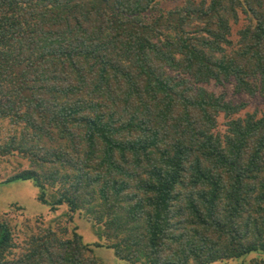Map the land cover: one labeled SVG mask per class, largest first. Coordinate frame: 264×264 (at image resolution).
Here are the masks:
<instances>
[{"label":"trees","instance_id":"1","mask_svg":"<svg viewBox=\"0 0 264 264\" xmlns=\"http://www.w3.org/2000/svg\"><path fill=\"white\" fill-rule=\"evenodd\" d=\"M256 95L264 0H0V120L16 128L0 154L28 161L6 182L92 214L98 234L50 223L15 252L0 220V264H105L99 247L128 264H264Z\"/></svg>","mask_w":264,"mask_h":264},{"label":"rangeland","instance_id":"2","mask_svg":"<svg viewBox=\"0 0 264 264\" xmlns=\"http://www.w3.org/2000/svg\"><path fill=\"white\" fill-rule=\"evenodd\" d=\"M184 0H161V6L164 8L174 7L182 3ZM242 25H234V33ZM206 87L209 90L221 92L222 86H216L214 82L208 83ZM228 96H233V85L229 83L225 86ZM245 97V96H243ZM256 107L264 108V96L256 95L250 100L247 110L253 111ZM246 112V110L243 111ZM10 120H0V142L7 140L8 134L15 130ZM226 129V119L223 116L219 118L218 130ZM28 166V161L21 155L13 153L8 156L0 154V220H7L14 227L15 232V252H19L25 248L28 235L39 232L48 225H53L55 229L68 227L69 233L75 228L85 241L95 242L98 240L97 228L95 226L93 216L86 211L69 212L66 205L59 208H51L38 200V188L34 186L30 180H14L6 182V180ZM52 191V190H51ZM67 212L69 214H67ZM73 213L72 218L70 215ZM51 223V224H50ZM68 233V234H69ZM70 235V234H69ZM95 254L101 256L105 264H126L127 262L117 257L113 248L99 247L96 248ZM257 256L252 253L240 260H219L210 264H237L243 261L249 264V260ZM13 257V255H12ZM128 264V263H127Z\"/></svg>","mask_w":264,"mask_h":264}]
</instances>
